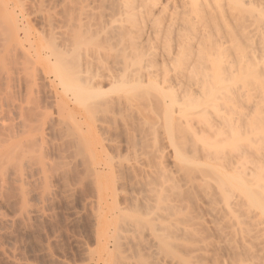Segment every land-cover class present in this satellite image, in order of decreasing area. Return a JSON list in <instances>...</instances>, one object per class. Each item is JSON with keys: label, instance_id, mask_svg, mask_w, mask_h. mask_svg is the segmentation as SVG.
Segmentation results:
<instances>
[{"label": "rangeland", "instance_id": "rangeland-1", "mask_svg": "<svg viewBox=\"0 0 264 264\" xmlns=\"http://www.w3.org/2000/svg\"><path fill=\"white\" fill-rule=\"evenodd\" d=\"M35 1H26L30 14L40 5L39 0ZM172 1L151 2L146 9L138 10H149L154 19H159L158 11L164 7L169 8L167 12L177 11V16L182 17L178 13L182 10L180 1ZM243 1L246 0H239L238 8L235 6L232 13L242 9ZM96 2V13L110 14L118 9V0ZM245 12L240 24L252 37L259 22H264V0L252 4ZM30 16V26L40 31L44 23L38 20L39 15L36 14L37 19ZM196 20L203 28L202 12L197 14ZM232 22L227 21L229 34L224 26L219 28L226 32L225 36L222 31L221 36H230L228 42L220 40V36L208 44L191 35L193 38L181 45L183 63L176 62L171 68H165L170 76L179 74L187 64L195 66V59L200 55L204 71H199L202 68L198 67L201 65L198 58L197 70L192 69L195 72L191 73V83L197 84V91L205 75L213 78L209 73L212 59L217 57L218 61L221 59L220 62L231 65L230 72H221L228 80L224 83L228 88L221 91V97H236L229 104L233 115L228 116L234 129L228 131L237 128L234 136L239 133V137L231 140L230 136L227 138L230 133L225 131L228 126L224 128L223 123L216 122L213 110L203 105L198 107L209 112L203 114L205 121L196 114L195 108L185 114V119L179 118L181 101L173 104V100L181 95L176 88L162 83L164 68L159 65L150 80H135L133 85L141 83L136 87L109 90L106 84L102 85V98L130 102L128 107L116 111L101 106L99 116L105 113L109 118L108 126L113 129L107 131L97 126L89 133L83 130L79 138L68 127L70 132L67 130L66 134L64 128L73 118L80 122L71 94L64 93L61 85L37 65L34 84L30 83L27 73L24 72L26 76L23 73L28 65L20 53L10 56L11 60H0V264H264V66H261L264 58L256 53L258 39L253 37L248 41L242 35H235L239 23H234L237 24L234 29ZM18 25L21 29V24ZM112 26L116 27L117 23ZM172 31L164 32L165 37L170 34L171 40L169 36L165 40L160 35V40L152 41V50L161 54L163 47L173 51L177 44ZM2 41L0 44L4 45V39ZM233 42L235 45L239 42L237 50L232 49ZM212 44L222 48L225 45V50H221L225 54L223 58L218 57L220 50L215 46V50H219L215 52ZM2 47L0 52L4 50ZM96 52L99 55L103 52L100 45ZM135 59V55H128L126 69L139 76L146 57L139 56L136 62ZM119 61L123 66L121 58ZM110 72L111 68L105 70V73ZM155 85L164 87L163 95L157 94ZM70 89L74 93V90L81 91L74 86ZM83 92L86 102L95 100L94 94L89 95L86 89ZM195 98L192 97V106H195ZM217 104L223 106L221 100ZM64 105L73 109L72 119L61 107ZM222 106L217 109L222 110ZM68 115L70 117H66ZM173 118L179 121H171ZM209 118L217 131L221 124V134L227 139L221 136L224 140L221 141L219 135L214 134L215 130L212 133L200 130L203 129L200 125L207 124ZM238 126L240 132L245 131L242 136ZM197 131H201V135ZM203 133L207 139V134L220 138H217L221 141H217L218 146L224 144L221 150L215 147L217 152H213L219 157L210 161L212 164L200 155L203 147L205 150L212 144L202 147L200 140L194 137L198 134L201 139ZM204 137L202 142L207 140L205 137L203 141ZM81 138L84 145L80 143ZM178 149L181 152L178 153ZM228 162L230 166L226 165ZM120 165L132 166L134 177L131 179H136L131 180V174L124 176L126 173L120 170ZM111 166L113 174L109 172ZM192 166H195L192 171L195 177L189 183L188 174L190 178L194 176ZM187 170L190 171L187 173ZM120 175L125 177V183ZM109 181L113 183L111 186Z\"/></svg>", "mask_w": 264, "mask_h": 264}, {"label": "bare ground", "instance_id": "bare-ground-1", "mask_svg": "<svg viewBox=\"0 0 264 264\" xmlns=\"http://www.w3.org/2000/svg\"><path fill=\"white\" fill-rule=\"evenodd\" d=\"M20 1L0 0V39H1L0 43H3V41H2L3 39L5 41L4 45L0 44V48H1V45L4 46V47H2V48H4V50H3V52L1 51L2 54L0 55V60L3 62L4 59L5 60L10 59V56L15 55V54L17 55V53H20L21 55H23L22 58L25 59V62L28 65L27 67L25 66L23 73L24 72L27 73V76L25 73L24 74H25L26 78H28V80H30V83L34 84L33 82H34V80H35L34 78L36 76L35 75V73H36L35 67L37 65L41 68H44L47 71V73L53 77L55 82H58L61 85V87L64 90V91L63 90H61V91H63L64 93L71 94V96L70 95L69 96H70V99L72 98V101H73L72 103L73 104L75 103V105L77 107L76 110L79 113V115H78L79 119L78 120L80 122L75 121L76 119L74 120V118L71 116L70 112L73 109L69 110V109H67L68 107L66 108L65 105H67L69 103H66L64 106H61L63 108V110L65 111V113L67 111L69 113V115L71 116L70 117L68 115L66 117H70L69 119L73 118V121H71V123L68 121V125H69V123H70V125L67 126L66 128H64L66 131L64 133L67 134L71 131V133H76L78 135L77 136L76 134H74V136L76 135V137H79L80 135L84 134V133H82L83 130H85L84 132L92 131V129L94 127L97 128V126H99V128H101V129H106L107 131L114 128L113 126H110V125L108 126V119L109 118H107L105 113L102 112V113H100V116H99L101 106H104L106 109L107 108L110 109V111H113V110L116 111V110H120L124 107H128L130 105V102L128 101V99H118V98L117 99L116 98L115 99H112V98L104 99V98H102L103 94L101 93V89L103 88L102 87L103 84H106V87H108L109 90H113L116 87H118V88L125 87L127 89L132 87V86L136 87L141 83L139 82L136 85H133L132 83L135 80H140V81L150 80L152 78V75L154 74L155 67L158 65L160 66V68H162V69L164 68V72L162 74V77H163L162 83H165V85H169L171 88H176L178 93L181 95L179 97L180 99L179 98L177 99L175 97L173 100V104H177L179 101H181L180 110H179V113H180L179 118L180 119H185V117H186L185 114H187L188 112H190L194 108H195L196 114L200 117L202 116L204 119L205 117L203 116V114L206 113V115H207V114H209V112L207 113L206 109L200 110V108L198 106L203 105V106L213 110L212 113L215 114V119L217 118L215 120L216 122H219L221 124L223 123L224 128L226 127L225 125L228 126V127H226V130H225L227 132L228 129H230V130H231V128L234 129V126L232 125L233 121L230 120V117H228V116L233 115L231 113V111L233 112V109L230 108L231 106H229V104L234 102V100H236V97L235 98L221 97V95H222L221 91L226 90L228 88V87L226 88L227 85L224 86V83L225 82L227 83L228 80H225L226 78L223 77L224 75L223 76L221 75V72H223V74H225L224 72H226V70H227V72L228 71L230 72L231 68H232L231 65L229 63L224 64L223 61L220 62L221 59H219V61H218L216 55H215V57H216L217 61L213 60V59H212L213 60L212 61L210 58L211 63L209 65V67H210L209 73H210V75L213 74V78H212V76L211 77L208 76V74L206 73L207 75H205V80L203 78L201 85L199 87H196L197 91L199 92V95L196 94L197 91L195 89V85H197V84L191 83V73H194L195 70H197V69H195L196 65L201 64L202 58L200 55L199 56L197 55L199 60L201 59L200 61L198 60L199 61L198 64H196L197 59H198V58H196L195 59V61H196L195 66H193L192 64H187L185 69H183V72H181L179 74L170 76L167 73V71L165 70V68H171L173 66V64H175L176 62L178 64L183 63V62H181L182 61L181 56L183 58V54L181 53V50H182L181 45H183L186 41H189V38L192 37L191 35H194V37L195 36L200 37V38H198V40L203 39L207 43L210 42V40H212L215 37H217V39H220V36H221L220 34H223V32L226 30V26L228 25V23H227L228 20L234 21V23L236 22L237 24L239 23L238 28L235 29V27H237V24L235 26V24L232 22L234 24L233 27L236 30L235 31L233 29L234 34H235V32H237L235 35H237V34H238V36L242 35L241 37L242 38L244 37V39H246L248 41H250V39L253 37H256L258 39V45L256 47V53L263 56V58H264V22H263V19H262L263 23L259 22L260 25L255 30V33L253 34L252 37H249V35H248L249 33H247V32L245 33L246 30H245L244 25L241 26V24H240V21L244 15V13H246L245 10L248 11V8H250L252 4L254 5L256 2H259L261 0H259V1H257V0L243 1L242 3H240V7L242 9L241 10L239 9L238 12H237V10H236V12L234 11L235 13H232L233 12L232 10L234 9L235 6L237 7V5H239V0H219V1L218 0H176V1H180L178 4L180 5V8L182 10L180 9L181 12L179 11L178 13H179V15H182V17L177 16L178 15L177 11H175V13H173V11L171 13V10H170V12H167V9H169V8H164L161 6L162 7L161 11L160 10L158 11L159 12L158 14L161 16L160 18L158 17L159 19H154L153 15H151L149 10H147V11L146 10H144V11L138 10V8H145L146 9V6L148 3L157 2L159 0H118V2H117L118 9L116 8L115 9L116 11H112V13H110V14H105L104 12L96 13L94 11V6H95V3H97L96 2L97 0L96 1L95 0H77V1H75V0H39L40 5L38 4L39 5V7H37L38 10L36 12L33 11L35 14L34 13L30 14L31 10H30V13H28L29 9L28 10L26 9V1H28V0H24L22 2H20ZM29 1L31 2L32 0H29ZM103 1L104 0H102V2ZM35 2H37V0ZM99 3H100V0H99ZM243 3H244V5L246 4L247 7H246V5L244 6ZM27 4H28V2H27ZM169 4H170V2H169ZM178 4H175V5H178ZM28 5H30V4H28ZM28 7H30V6H28ZM175 7H171V9L174 8L173 10H176ZM231 7H233V8L231 9ZM199 12H202L203 16H204L203 28L201 26H199L200 24L197 22V20L195 21V17L197 16V14ZM36 14L39 15V18L36 16ZM29 16L30 17L35 16L36 19L37 18H38V20L41 19V21L44 23V24H41L43 26L41 27L40 31L37 32L36 30H34L30 26ZM96 17H98V19L95 20ZM115 23H117V26L113 27L112 25H114ZM18 24H21L20 25L22 27L21 29L19 28ZM95 25H97V27L99 25L102 28H99V27L96 28ZM163 25H166L167 27L164 28L165 26L163 27ZM220 26H224L223 28L225 30L219 29V28H222ZM162 27L165 30L168 29L167 32L163 31ZM168 27L170 28V30ZM18 28H19V30H18ZM171 28L172 29L174 28L175 30L173 29V31H172ZM238 29H239V31H238ZM20 30L22 32V38L21 39H19ZM217 30H219V31H217ZM169 31L174 32L173 38H174V40L176 39L175 43L177 44V45H175L176 47H174L175 49L173 51H171V50L166 51L167 48H166V50H164L165 48L163 47L162 54L160 53L161 51L158 52L157 50H152L154 47H153V43H151V42L152 41L156 42L159 39L160 35L162 36V39L166 40V37L169 36L170 34L167 35L166 37L164 35L170 33ZM220 31H221V33H220ZM226 31H228V30H226ZM164 32H165V34H164ZM231 32H233V31H231ZM162 33H163V35H162ZM225 33L226 32H224V34ZM226 34H229V31ZM226 34H225V36H226ZM223 36H221L220 40L224 41V39H225V41H227V40L231 39L229 35H228L229 39H228V37L225 38V36L224 37ZM231 36H234V35H231ZM234 37L232 39L236 40V39H234ZM170 38H171V36H169V39ZM213 41H214V39L212 40V42ZM230 43H231V41H230ZM234 43L235 42H233V44ZM166 44H167L166 46H168L169 43H167V41H166ZM208 44H207V46H209ZM99 45L103 49V52L101 53V55H99L100 54L99 52H96ZM238 45H239V42H238ZM238 45L236 43V45L234 44V48H232L233 46L231 44V46H232L231 48L236 49V48H238ZM25 46H28V48H26ZM215 46H217V45H213L215 52L218 49L220 51L222 49L225 50L224 49L225 45L223 46V48L220 47V45H218L217 46L218 49H216V50H215V48H216ZM205 49H206V47H205ZM229 49H230V47H229ZM229 49H228V51H229ZM201 50H202V48H201ZM201 50H199V51H201ZM199 51H198V53H199ZM220 51L218 54L217 53L216 54L218 55V57L223 58V56L225 54L223 51H221V52ZM226 52H227V50L225 51V53ZM118 53H120V54H118ZM131 54L135 55V57H136L135 62L139 56L141 57L144 55L146 57V63L139 69V73H140L139 76H134L131 70L126 69V67L128 66L126 61L128 59V55H131ZM202 56H204V55H202ZM13 57H15V56H13ZM211 57H213V56L211 55ZM120 58L122 59L123 66L120 65L121 64L119 61ZM207 58H208V56H207ZM203 60H204V57H203ZM25 62H24V65H25ZM207 62H206V64H207ZM222 65H224V66H222ZM262 65L264 66V59H262V61H261V66ZM202 66L203 65L201 64L198 67L202 68ZM23 68H24V66H23ZM108 68H111V72L105 73V70ZM256 68H257V66H256ZM192 69H195V70H192ZM203 69L204 68L199 69V71L203 72L204 71ZM207 69H205L206 72H207ZM21 70H23V69L21 68ZM139 73H136V74H139ZM230 76L228 75V77H230ZM221 78H224V79H221ZM72 86H74L75 88H80L81 91L74 90L75 91V93H74L70 89ZM153 87H155V90L157 91L158 95L159 94L163 95L162 92L164 91V87L162 85H155ZM85 89L87 90L89 95L90 94L95 95L94 101L86 102L82 98L83 94L85 93V92H83ZM195 94L197 96L196 98H195ZM192 97L195 98L194 99L195 106L191 105ZM66 98H67V96H66ZM170 99L172 101L171 96H170ZM220 100L222 101V104H223V106L222 105L221 106L224 107L222 110H219L220 109L219 107H221V106H219L217 104V101L219 102ZM69 102H70V100H69ZM217 108H219V109H217ZM223 110H224V112L225 111L226 112L221 113ZM218 112H220V114ZM216 113H217V115H216ZM196 114H195V116H197ZM179 118H177V119L173 118V120L171 119V121H175V122L179 121ZM66 119H68V118H66ZM206 119H204V121ZM209 120H210V118H209ZM209 120H207V122H208L207 124H205V125L201 124L200 125V126L203 125V127H201L203 129H200V130L204 132V129H205V131L207 130V132H211V133L216 131L214 134L216 136L219 135V137L221 139L216 137L214 134H211V133H209V134H211L210 136H212L211 139H210V136L208 134H207V136H208V139H207V137L205 136L206 133L205 134L203 133L204 136L206 137V139L209 140L208 143H206L207 140L205 139L204 136H203L204 137L203 141L206 140V142H202L203 137L200 139L198 134H197L198 137L197 136H194V137H196V140H198V141L200 140L202 147L204 145L209 146V144H212V145H210L211 147L210 146L207 147L208 150L207 149L204 150L205 147H203V151L201 149L200 150L201 154L199 153L201 155V157H202V155H204V158L206 160H209V162H210L212 160L215 161L214 159L218 160L219 156L217 155L216 150H221V147L224 144L223 145L221 144L222 146H218L217 143L224 141L226 138V135L224 133H223L224 135L221 134V131H222L221 124L219 125V123H218L219 127H218V125H217V127L220 129L217 131L216 126L212 124V121H211L212 119L210 120L211 124H210ZM202 122L203 121H201V123ZM229 124H230V126H229ZM66 125H67V123L65 124V126ZM68 127H69V130L71 128L70 131L67 129ZM238 127H239L238 130H239L240 126H238ZM235 128H236V125H235ZM241 128L243 129L242 126H241ZM242 129H241V131H242ZM236 131H237V128L234 131H231V132L228 131L230 134H227V138L230 136L228 139L231 140V138H233V137L234 138L236 136L239 137V133L236 136H234V134H236L235 133ZM200 132H198V133L200 134ZM238 132H240V130ZM240 133H241L240 136H242L243 132H240ZM244 133H245V131H244ZM195 134H196V132H195ZM213 135L215 136V138ZM221 136L224 137V140ZM70 138H72V137H70ZM79 138H78V141H79ZM217 138L220 139L221 141L218 140ZM212 139H214V141L216 142L215 143L216 146H215L214 141ZM76 141H77V138H76ZM210 141H211V143H210ZM226 142H228V141H226ZM226 142H224V143H226ZM74 143H76V145H77V142H74ZM80 143L82 144V138L80 139ZM227 144L229 145V143H227ZM82 145H84V143ZM197 145L195 144L196 147H197ZM78 146L79 147L81 146V145H79V142H78ZM81 148H82V146L79 149H81ZM212 148H214V149L211 150ZM192 150H193V148H192ZM214 150L216 151L215 153L213 152ZM176 151H178V153L181 152L179 149ZM194 151L196 152V149ZM180 154H178V155L180 156ZM222 159L224 160L225 156H224V158L222 157ZM228 161L231 163L232 160L230 159ZM229 162H228V164L226 163L227 166L234 164L232 161V163L229 165ZM235 164H236V162H235ZM109 165H111V164H109ZM206 165H208L209 168L211 166V165L209 166V164H207V163H206ZM216 166H218V164ZM131 167L128 165L124 166V167L120 165V170L122 169L121 171L126 173V174L123 173L124 176H126V175L130 176V174L133 175V172L131 170L133 167L132 168ZM112 168H113V166H111L109 170H111ZM189 168H191V167H189ZM113 169L109 172L112 173ZM186 169H187V167H186ZM194 169H195V166L191 170L192 175L195 174L192 172ZM213 169L215 171V168H213ZM189 171L187 170V173ZM216 171H217V169H216ZM91 172H92V170H91ZM210 172H213V170H211ZM188 175H189V176H187L188 181H189V183H191L192 180H194L195 175L192 176V178H190L191 177L190 173ZM207 175L208 174H206L205 176H207ZM119 177H122V175H120ZM133 177H134V175L132 177H129V178L131 179ZM109 179L111 182L113 181L112 177ZM121 179H122L121 181H123V180H125V177H124V179H123V177ZM134 179H136V178H134ZM134 179H131V180L134 181ZM131 180H127V181H130L132 183ZM111 182L109 183L110 185L108 184L109 186H111V184H113ZM238 182H236V183H238ZM106 185H107V182H106ZM105 188H110V187L105 186Z\"/></svg>", "mask_w": 264, "mask_h": 264}]
</instances>
